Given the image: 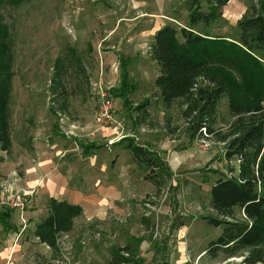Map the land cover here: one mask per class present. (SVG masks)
I'll return each instance as SVG.
<instances>
[{"label":"rangeland","instance_id":"374dc122","mask_svg":"<svg viewBox=\"0 0 264 264\" xmlns=\"http://www.w3.org/2000/svg\"><path fill=\"white\" fill-rule=\"evenodd\" d=\"M191 2L27 0L4 7L15 75L13 148L0 150V209L12 210L17 229L0 230V264H110L119 259L120 264H264V259L250 258L253 247L217 244L231 225L212 220L250 222L240 207L223 217L211 203L215 182L239 172L238 157L228 158V141L220 139L235 120L227 94L211 122L214 131L200 133L192 129L194 115L184 113V98L167 105L155 83L160 66L151 45L160 28L168 23L180 28L197 19L202 33L237 37L238 21L248 8V0H230L208 22L191 15ZM196 9L207 14L209 0H199ZM124 60L136 89L114 95V88L125 86ZM59 68L67 97L51 89ZM101 86L112 99L115 128L97 121ZM145 102L147 107L139 108ZM130 139L148 149L152 161L144 155L135 159L126 147ZM92 141L97 147L85 157L80 142ZM34 144L39 150L33 154ZM46 164L59 168L70 177L71 188L81 191L76 200L70 198L72 191L62 198L83 210L55 245L35 236L36 225L49 213V196L27 183L28 174ZM17 192H34V204L11 208L9 196Z\"/></svg>","mask_w":264,"mask_h":264},{"label":"trees","instance_id":"16d2710c","mask_svg":"<svg viewBox=\"0 0 264 264\" xmlns=\"http://www.w3.org/2000/svg\"><path fill=\"white\" fill-rule=\"evenodd\" d=\"M26 1L0 0V150L5 152L13 145L10 102L15 73L12 34L3 9L19 7ZM229 1L209 0L210 11L204 14L196 9L199 0H192L191 15L210 22L217 12L222 14V7ZM195 23L180 28L168 23L156 32L151 51L160 66V74L155 83L167 105L184 98L187 104L184 113L186 117L194 115L192 129L200 133L203 129L209 133L214 131L211 122L215 121L222 95L227 94L235 120L220 139L228 141L227 157H238L239 172L237 176H226L215 182L211 203L223 217H232L234 208L240 207L250 222L212 221L231 225V231L217 244L228 245V249L253 247L250 258L261 261L264 259V0H248L246 14L238 21L237 37L202 33ZM123 68L125 86L121 90L114 88V95L122 92L125 95L136 88L125 60ZM61 74L59 68L58 75L52 78L51 89L54 94L67 97ZM147 105L145 102L139 108ZM126 147L135 159L140 160L144 155L152 161L149 150L133 140ZM48 207V215L36 225L35 236L41 242L55 245L60 233L72 229L73 219L83 209L54 197L49 199ZM16 229L12 210L0 209V230ZM122 262L119 259L110 264Z\"/></svg>","mask_w":264,"mask_h":264},{"label":"crops","instance_id":"0c3cea01","mask_svg":"<svg viewBox=\"0 0 264 264\" xmlns=\"http://www.w3.org/2000/svg\"><path fill=\"white\" fill-rule=\"evenodd\" d=\"M101 87L103 89H107V88H104L103 86H101ZM98 91H99L98 95H100L101 90H98ZM147 112H148V109H147ZM57 128H59V130H61L60 129L61 126L58 123H57ZM63 134L67 135L68 137L73 136L71 133L69 134V133L64 132ZM69 135H71V136H69ZM74 139L77 140V138H74ZM110 143H112V142H110ZM80 144L83 146V152H84L85 157L91 156V155H88V153H90L89 152L90 148H92L93 146L97 147L96 143H93V141L92 142H86V144L85 143L83 144L80 142ZM86 147H88V148H86ZM12 148H13V145H12ZM12 148H11V150H12ZM31 149L33 151V154L37 150H39L35 144L33 145V147ZM38 154H39V152H37V155ZM91 162H93V161L91 160ZM89 172H90V170L87 173L89 174ZM32 173H33V171L30 173L31 176H29V174H28V178H29V179H27V183L29 184L28 187H35V190L38 193H40L42 195H48L49 196L48 200L51 197L58 198L59 200H63L62 198H65L66 193L71 194V192H69V191H72L70 198L76 200V198L79 197V195H76V194L81 193L80 190H76V189L71 188V186L69 185L70 180H71L70 177L68 175H65L63 172H61L59 170V168H57V167L52 168V166H48L46 164V166H43L41 168V171L36 170L33 174ZM97 180L98 179H95L96 184H98ZM98 186H100V185L98 184ZM98 186H95V187H98ZM69 187L72 190L69 189ZM97 190H98V188H97ZM86 191L92 192L93 190L87 189ZM63 194H64V196H63ZM93 200H94V203H98L97 199H93ZM99 202H101V201H99Z\"/></svg>","mask_w":264,"mask_h":264},{"label":"built area","instance_id":"2783aa9c","mask_svg":"<svg viewBox=\"0 0 264 264\" xmlns=\"http://www.w3.org/2000/svg\"><path fill=\"white\" fill-rule=\"evenodd\" d=\"M100 106L97 112L98 123L108 126H114L117 122L113 113V103L110 95L106 89L101 90L100 93ZM115 128V126H114ZM34 193V192H33ZM32 192H17L9 196L8 204L13 209L23 210L27 206L34 204V195Z\"/></svg>","mask_w":264,"mask_h":264}]
</instances>
